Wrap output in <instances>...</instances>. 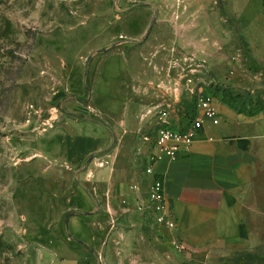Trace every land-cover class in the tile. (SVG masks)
<instances>
[{
  "label": "rangeland",
  "instance_id": "rangeland-1",
  "mask_svg": "<svg viewBox=\"0 0 264 264\" xmlns=\"http://www.w3.org/2000/svg\"><path fill=\"white\" fill-rule=\"evenodd\" d=\"M234 4L0 0V264H96L78 215L106 209L112 179L149 194L162 112L186 127L205 94L264 117V36ZM180 260L264 264V248Z\"/></svg>",
  "mask_w": 264,
  "mask_h": 264
},
{
  "label": "crops",
  "instance_id": "crops-1",
  "mask_svg": "<svg viewBox=\"0 0 264 264\" xmlns=\"http://www.w3.org/2000/svg\"><path fill=\"white\" fill-rule=\"evenodd\" d=\"M239 2L233 11L240 17L250 14V26L264 36V0ZM216 107L217 122L206 124L189 152L155 166L177 229L157 225L148 194L106 181V209L93 200L95 209L78 215L96 229L93 242L98 244L86 243L91 263L95 259L96 264H187L180 258L210 259L264 248V117H247L218 101ZM149 145L140 150L147 168L155 139ZM117 189L122 192L117 194ZM180 242L192 253H179L175 247Z\"/></svg>",
  "mask_w": 264,
  "mask_h": 264
},
{
  "label": "built area",
  "instance_id": "built-area-1",
  "mask_svg": "<svg viewBox=\"0 0 264 264\" xmlns=\"http://www.w3.org/2000/svg\"><path fill=\"white\" fill-rule=\"evenodd\" d=\"M216 100L201 94L197 101V110L193 120L185 128H173L169 122V113L162 112V122L155 137V153L150 159L147 174L152 176V182L148 194V203L155 214L158 226L174 231L177 229V220L171 210L165 192V184L161 177H156L155 166L163 161L175 162L182 153L189 152L207 123H216L219 113L216 107ZM179 253L189 255L191 248L180 242L176 245Z\"/></svg>",
  "mask_w": 264,
  "mask_h": 264
},
{
  "label": "trees",
  "instance_id": "trees-1",
  "mask_svg": "<svg viewBox=\"0 0 264 264\" xmlns=\"http://www.w3.org/2000/svg\"><path fill=\"white\" fill-rule=\"evenodd\" d=\"M218 102H220V103H222V104H225V105H227V106H229L230 108H232L234 111H238V109H236L235 107H233V105H230V103L229 102H227V100H226V98H224V97H217V96H215L214 97ZM218 98H219V100H218ZM195 113H196V110H195V112H194V115H195ZM237 113H239V114H244L243 112H237ZM194 115L191 117V120H190V122L193 120V118H194Z\"/></svg>",
  "mask_w": 264,
  "mask_h": 264
},
{
  "label": "water",
  "instance_id": "water-1",
  "mask_svg": "<svg viewBox=\"0 0 264 264\" xmlns=\"http://www.w3.org/2000/svg\"><path fill=\"white\" fill-rule=\"evenodd\" d=\"M139 6H141V4H138L137 6H134V7H131V8H127V9H125V10H122L121 12H122V13H127V12H129V11L133 10L134 8L139 7ZM116 11H118V10L116 9ZM153 26H154V24H151V26H150V28H149V31H148V36L151 34V31H152V29H153ZM148 36H147V37H148ZM143 41H144V40H143ZM138 42H142V41H138ZM89 120L92 121V122L98 123V122L95 121V120H92V119H89Z\"/></svg>",
  "mask_w": 264,
  "mask_h": 264
}]
</instances>
